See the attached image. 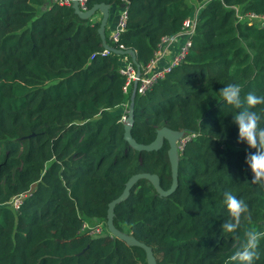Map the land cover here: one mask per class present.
Segmentation results:
<instances>
[{
  "label": "trees",
  "instance_id": "1",
  "mask_svg": "<svg viewBox=\"0 0 264 264\" xmlns=\"http://www.w3.org/2000/svg\"><path fill=\"white\" fill-rule=\"evenodd\" d=\"M99 3L126 4L124 31L114 42L106 29V41L132 49L141 71L161 38L201 6L185 59L134 98L137 143L149 144L161 127L194 135L179 151L178 187L164 198L138 181L113 224L150 247L157 264H224L245 230L264 231V189L251 184L250 150L237 142L238 110L219 95L236 84L242 98L264 96V26L237 22L231 8L264 15V0L86 6ZM98 25L59 0H0V264H147L142 249L108 233L107 206L138 173L156 174L167 190L168 145L140 153L124 141L120 120L133 82L124 94L123 58L99 55ZM251 110L264 116V105ZM225 191L251 214L236 233L221 228L230 219ZM22 193L16 211L9 202ZM99 224L103 231L93 233ZM257 252L254 264H264V239Z\"/></svg>",
  "mask_w": 264,
  "mask_h": 264
},
{
  "label": "water",
  "instance_id": "2",
  "mask_svg": "<svg viewBox=\"0 0 264 264\" xmlns=\"http://www.w3.org/2000/svg\"><path fill=\"white\" fill-rule=\"evenodd\" d=\"M129 0H127L128 2ZM71 8L75 15L78 16L81 20H92L97 14H99L100 20L97 28V33L101 41V47L103 50L108 51L112 55L119 57H129L132 64L135 67V76L136 80L133 82V90L130 97V102L128 105L126 122L124 123V132L123 139L128 144V146L137 152H146L150 153L153 151H158L163 146V143L166 142L168 145L167 157L170 166L171 174V185L167 190H163L160 186L159 177L156 174L150 173H138L131 176L125 183L124 189L121 194L113 199L107 206L106 212V228L108 233L123 242L129 247H138L145 252L146 263L147 264H157L156 258L153 255L150 247L144 243L138 241L132 235H127L116 229L113 224L114 219V209L115 207L128 199L130 191L134 185L140 180H146L149 182L157 195L159 197H168L172 195L178 187V165H179V151H180V142L185 138L184 132L182 131H173L168 127H161L155 131V138L152 142L147 145L137 143L131 135V128L134 122V98L137 90L138 79L141 77L140 66L136 61L135 52L132 49L120 50L110 46L106 41V27L110 19V4L99 3L93 5L87 11H81L79 7L78 0H71ZM121 10L126 9V4L121 5Z\"/></svg>",
  "mask_w": 264,
  "mask_h": 264
},
{
  "label": "clouds",
  "instance_id": "3",
  "mask_svg": "<svg viewBox=\"0 0 264 264\" xmlns=\"http://www.w3.org/2000/svg\"><path fill=\"white\" fill-rule=\"evenodd\" d=\"M242 89L239 85L224 86L219 95L222 101L238 110L233 122L238 126V143H245L250 150L246 155L245 164L252 174V185L264 189V116L255 110L256 106L264 105V96H257L248 92L241 97ZM243 109V110H241ZM223 203L230 219L221 225L225 233H236L242 225V217L251 223L248 205L238 199L231 191L223 193ZM264 239V231L250 227L243 232V239L235 251L224 261V264H254L258 258L257 249Z\"/></svg>",
  "mask_w": 264,
  "mask_h": 264
},
{
  "label": "built area",
  "instance_id": "4",
  "mask_svg": "<svg viewBox=\"0 0 264 264\" xmlns=\"http://www.w3.org/2000/svg\"><path fill=\"white\" fill-rule=\"evenodd\" d=\"M79 7L81 11H87L88 8L86 6L88 0H78ZM59 3L61 5L69 6L71 5V0H59ZM234 10V15L239 23H248V24H258L260 27L264 26V15H259L253 12H246L242 13L240 12L239 8L237 6L231 7ZM201 9V6H199L186 20H184L181 30L176 33L173 36H165L162 37L160 40V43L158 44V48L156 52L154 53L153 58L144 66L143 70L141 71V77L138 79V87H137V93L142 94L145 90H147L154 82H156L159 79L164 78L167 74H169L173 69H175L186 57L189 47L191 46V38L194 35L195 28L197 25V19L198 14ZM126 19H127V13L126 9H123L119 18V23L117 29L111 34L110 38L114 42H118L119 35L124 31L126 26ZM177 38H182L183 43L177 50L175 54L172 55L170 61L168 64L163 67L161 70L157 72H151V69L157 64L159 59H161L164 56V53H166V48L169 44H171L174 40ZM117 49L120 50H126L123 46H119ZM106 50H102V52L99 54L100 56H107L110 55ZM93 58V57H91ZM122 63L123 67L119 70V73L126 78L125 85L123 87V93L127 94L128 89L132 82L136 80L135 76V67L132 64L131 60H129L127 56L122 57ZM124 114L121 117V122H126L127 117V111H128V104H124ZM194 135L185 136V138L180 142V150H182V147L184 144L190 140ZM27 196V193H22L14 196L9 204L12 206L14 210H19V207L21 206L23 199ZM95 234H100L101 230L99 229V232L93 231Z\"/></svg>",
  "mask_w": 264,
  "mask_h": 264
},
{
  "label": "crops",
  "instance_id": "5",
  "mask_svg": "<svg viewBox=\"0 0 264 264\" xmlns=\"http://www.w3.org/2000/svg\"><path fill=\"white\" fill-rule=\"evenodd\" d=\"M121 10L119 8H112L110 9V19L108 21L106 29L109 32V36L117 29L118 23H119V18L121 15ZM100 15L97 14L93 19L92 22L96 23L100 20ZM183 39L182 38H177L174 40L171 44H169L166 48V53H164V56L159 59L157 64L151 69V72H157L161 70L163 67H165L168 62L170 61L171 57L173 54L177 52L179 47L182 45Z\"/></svg>",
  "mask_w": 264,
  "mask_h": 264
},
{
  "label": "rangeland",
  "instance_id": "6",
  "mask_svg": "<svg viewBox=\"0 0 264 264\" xmlns=\"http://www.w3.org/2000/svg\"><path fill=\"white\" fill-rule=\"evenodd\" d=\"M208 1H210V0H202V3L201 4H197L196 2H197V0H190V3H192V4H194V5H204L205 3H207ZM99 22V21H98ZM99 229L101 230V232L103 231V227H102V224H99L98 226H95L94 227V230L95 231H97V232H99Z\"/></svg>",
  "mask_w": 264,
  "mask_h": 264
}]
</instances>
